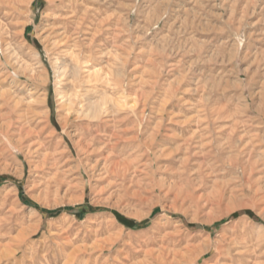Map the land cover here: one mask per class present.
Instances as JSON below:
<instances>
[{
    "label": "rangeland",
    "instance_id": "obj_1",
    "mask_svg": "<svg viewBox=\"0 0 264 264\" xmlns=\"http://www.w3.org/2000/svg\"><path fill=\"white\" fill-rule=\"evenodd\" d=\"M65 2L72 51L46 39L60 1L0 0V264H264V0ZM73 52L116 113H69ZM110 142L139 166L129 191L87 160ZM45 157L63 179L41 186Z\"/></svg>",
    "mask_w": 264,
    "mask_h": 264
},
{
    "label": "bare ground",
    "instance_id": "obj_2",
    "mask_svg": "<svg viewBox=\"0 0 264 264\" xmlns=\"http://www.w3.org/2000/svg\"><path fill=\"white\" fill-rule=\"evenodd\" d=\"M57 1L61 2L62 7L60 9L56 10V13L54 14L55 18L51 22L53 28L50 30L49 34L46 36L47 37L46 39H47V41H49V42H51L53 44L54 43L62 44L63 48H66L67 50H71L72 51L73 48L75 49L76 47H78V44H77V42L75 44H73V41H72V33L73 32H72L71 25L73 24V22H71L72 19L69 17L70 12L68 11V9H70L71 7L70 6L68 7V5L65 2L66 0H57ZM65 6H66V8H63ZM81 64H82L81 58L79 56H77L76 53L74 55V52H73V54H71V60L70 61H66L64 63H61L60 65H58V71L56 70L58 72V76L61 77V79H64L66 81V84L64 85L65 92H72L71 96L68 95V97H66V102H67L69 113L70 114H72V112L75 113L74 111L76 110L77 102L82 103V107L80 109H78V111L81 113V116L83 118H86V119H94L95 120V119H99L100 116H103V115L106 116V115H109L110 113L111 114L112 113H116L112 109L106 107L105 106L106 104H101L99 102H95L89 97V90H88V86H87L88 81L87 80L86 81L85 80H80L81 78L79 79L80 70L82 68ZM77 88H81L82 94H80V95L77 94ZM75 97H78V99L80 101L76 102V100H74ZM84 102H85V104H83ZM77 107H79V106H77ZM3 128L0 125V131H1V129L3 130ZM101 128H102L101 132H105L106 133L107 132L106 128H108V126L107 127L103 126ZM89 134H90V132H89ZM114 137L115 136L110 134L108 140L111 141L112 138H114ZM120 138H121V136H120ZM116 140H117V138H116ZM123 140H124V137H123ZM21 142H22V140H21ZM100 142H102V141H100ZM110 143L106 146L105 151H100V150L93 149V148L91 149V147L87 148L86 152L89 153V156H88L87 160L88 161H92L94 159V156L100 157V158H98L100 160H96V162L93 164L94 165L93 169H95V170L97 169L98 170L97 172L99 174V178H101L104 183H107L108 188L113 186L114 182L122 181V186L127 188V191H129L132 188V185L135 184L134 182H136V184L140 185L139 181H135L136 178H139L138 177L139 166L136 164L135 161H133V159L130 160V159L122 158V155H124V152H123L122 148H119L120 146L117 143H111V144ZM153 143H155V142H153ZM151 144H152V142H151ZM22 145H23V143H22ZM153 145L154 144H152V146ZM95 146H98V143H96ZM130 146L132 147V145H130ZM147 146H149V144H147ZM26 147H27V145H26ZM127 148L128 147H126V149ZM17 149H18V151L20 153H24L25 154V152H26V151L24 152V147H22L21 145H17ZM26 150H28L27 152H30V151H32V147L28 146ZM175 150H177V149H175ZM35 151H38V150H35ZM177 152H178V150H177ZM242 152H244V150ZM172 154H171V156H172ZM169 155H170V153H169ZM150 156H152V155H150ZM174 156H177V155H174ZM102 157H104V158H102ZM166 157H168V155ZM121 158H122V160H121ZM151 159H153V158H151ZM157 160H158V158L153 159V160H151L149 162L150 164L149 163L147 164V165H149L150 171L154 170V168L156 166V163H157ZM83 162H84L83 160H79V166L77 168L81 175H83V173H84L83 170H82V165L84 164ZM159 166H157V167H159ZM38 167H39V174H38L39 175V182H40L41 186L49 185L51 183L52 179H61V178L63 179V175L60 173V167L50 157H45L43 160H41L39 162V166ZM140 172H141V170H140ZM153 172H151V173H153ZM19 177H22V174H20ZM160 184H161V182H160ZM47 188H48V186H47ZM137 190H139V189H137ZM131 194L134 195V194H137V192L134 190V191H132ZM260 201H263V200H260ZM240 206L241 205H233V206H231L230 209H228L225 213H223L221 215V218H219V219H222V218L228 216L233 210H235L237 207H240ZM215 220H218V219L210 220V222L211 221L213 222ZM239 235H242V234H236L234 239H231V240L228 241V245H227V249H226L227 251L225 252L226 255H229V256L232 255L233 246L234 245L242 244V242H241L242 240L240 241L241 238L239 237ZM165 236H167V235H165ZM165 239H166V237H165ZM210 249H211L210 245H207L205 248H203V250L201 252L199 251L200 253L198 255L206 254V253H208L210 251ZM235 249H234V251H235ZM234 254H235V252H234Z\"/></svg>",
    "mask_w": 264,
    "mask_h": 264
}]
</instances>
